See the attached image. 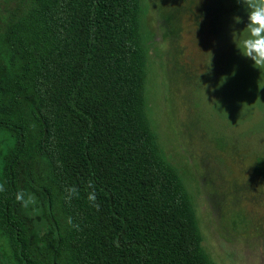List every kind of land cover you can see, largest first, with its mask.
<instances>
[{
	"label": "trees",
	"instance_id": "16d2710c",
	"mask_svg": "<svg viewBox=\"0 0 264 264\" xmlns=\"http://www.w3.org/2000/svg\"><path fill=\"white\" fill-rule=\"evenodd\" d=\"M143 15V0H31L14 20L0 13L6 264H211L146 116ZM20 188L39 213L15 201Z\"/></svg>",
	"mask_w": 264,
	"mask_h": 264
},
{
	"label": "rangeland",
	"instance_id": "374dc122",
	"mask_svg": "<svg viewBox=\"0 0 264 264\" xmlns=\"http://www.w3.org/2000/svg\"><path fill=\"white\" fill-rule=\"evenodd\" d=\"M30 4L0 0V13L14 20ZM143 6L145 112L162 157L190 195L201 247L211 264H264V70L233 43V31L247 24L244 6Z\"/></svg>",
	"mask_w": 264,
	"mask_h": 264
},
{
	"label": "clouds",
	"instance_id": "9594fccd",
	"mask_svg": "<svg viewBox=\"0 0 264 264\" xmlns=\"http://www.w3.org/2000/svg\"><path fill=\"white\" fill-rule=\"evenodd\" d=\"M237 2L244 6L247 24L243 30L233 31V43L240 55L253 61L254 68L264 70V0H237ZM234 22L241 23L242 17L235 16ZM160 47L167 51L168 43L161 42ZM87 187L91 189L87 197L90 205L99 209V204L96 203L95 184L89 180ZM5 191V184L0 182V193ZM65 193V200L70 202L79 196V189L75 186L66 187ZM14 198L23 209L30 210V214L39 213V201L34 193L20 188L14 193ZM67 224L80 230V225L73 223L72 217L67 218Z\"/></svg>",
	"mask_w": 264,
	"mask_h": 264
}]
</instances>
